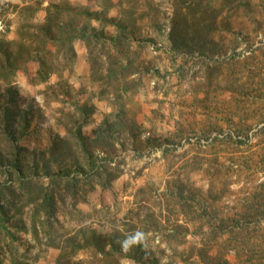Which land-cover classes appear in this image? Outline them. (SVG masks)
<instances>
[{"label":"rangeland","instance_id":"374dc122","mask_svg":"<svg viewBox=\"0 0 264 264\" xmlns=\"http://www.w3.org/2000/svg\"><path fill=\"white\" fill-rule=\"evenodd\" d=\"M118 1L101 2L109 7ZM16 5L22 4L0 0V38L16 37ZM91 12L97 15L87 23L107 37L116 35L113 19L117 24L130 14L135 20L127 32L137 62L131 76L138 83L136 105L118 112L120 124L104 117L111 112L105 103L97 104L100 115L87 120L98 131L92 140L101 138L95 159L118 163L121 177L112 191L96 187L76 209L61 208L57 242L80 227L110 233L106 223L116 222L126 230L123 221L139 214L130 233L138 236L144 260L123 257L122 264H264V0H125L107 12ZM178 12L209 24L208 32L189 28L196 42L181 43ZM95 17L108 26L102 29ZM32 22L42 23L38 14ZM27 68L34 74L35 64ZM29 76L17 74V106H10L27 113L12 128L19 132L24 166L36 156L48 159L58 137H66L67 145L57 148V157L67 159L76 106L96 104L91 98L100 83L95 94L88 85L79 92L74 68L47 83L32 84ZM134 115L140 127L129 126ZM9 146H0L5 156ZM29 211L8 223L18 241L0 237V264L46 260L44 231L36 243Z\"/></svg>","mask_w":264,"mask_h":264},{"label":"trees","instance_id":"16d2710c","mask_svg":"<svg viewBox=\"0 0 264 264\" xmlns=\"http://www.w3.org/2000/svg\"><path fill=\"white\" fill-rule=\"evenodd\" d=\"M95 1L107 12L110 8L122 6L125 0L111 3L109 7L104 6L103 0ZM15 9L21 20L15 39L0 38V85L5 89L0 93V146L5 142L11 150L5 156L0 147V174L4 177L0 184V237L18 241L9 230L8 223L27 207L30 209V232L36 243L41 242V229L45 245L59 250L56 264H122L123 257L142 263L144 248L138 236L130 233L136 229L137 220L140 221L139 214L130 218L129 222L123 221L125 228L128 227L126 230H122L116 222L106 223L110 233L80 227L60 243L57 242L54 227L61 224L57 217L61 208L76 209L80 200L96 187L112 191L113 183L121 177L118 163L114 164L105 157L95 159L94 152L99 149L101 138L92 140L82 133L88 118L97 108L89 102L76 106L77 114L74 116L77 119L73 122L76 130L72 134L75 141L69 143V158H63L62 154L57 157V148L64 145L63 140L66 139L58 137L48 148V159L36 156L31 166L25 167L21 156L23 148L17 136L19 132L12 128L19 120H26L27 113L10 107L17 106L19 93L15 88V78L18 73L30 75L32 84L46 83L52 76H60L65 70L72 69L77 58L75 43L81 41L88 50L92 78L100 83L99 98L106 97L110 107L117 112L131 110L136 105L134 99L138 83L131 76L137 62L131 58V35L127 29L133 26L135 20L129 14L114 24L112 18L110 22L116 27V35L107 37L87 23L96 13L74 7L64 0L50 2L45 8H42L41 2L36 5L23 3L16 5ZM40 10L45 11L44 19L41 24H33ZM188 15L178 12L175 16L176 30L184 28L179 33L183 44L196 42V37L187 33L189 28L208 32L210 27L209 24L189 21ZM95 19L102 29L108 26L107 21ZM28 63L35 64L34 74H30ZM107 80L111 82H105ZM6 97L7 101L2 102ZM127 121L132 128L140 127L136 115L127 118ZM81 157H84L83 161L79 159ZM80 253L84 256L80 257Z\"/></svg>","mask_w":264,"mask_h":264},{"label":"crops","instance_id":"0c3cea01","mask_svg":"<svg viewBox=\"0 0 264 264\" xmlns=\"http://www.w3.org/2000/svg\"><path fill=\"white\" fill-rule=\"evenodd\" d=\"M17 1L18 2L20 1L21 4L29 3L28 1H24V0H17ZM54 1H59V0H40L42 8H45L46 6H48V4L50 2H54ZM64 1L68 2L70 5H72L74 7L87 9L90 12L96 11L100 8L98 6L99 3L95 0H64ZM44 16H45V11L40 10L38 12V19L40 22L43 21ZM35 20H37V19H35ZM75 48L77 51V58L73 64L74 72L76 74L75 86H76L77 90L79 92H81L79 87L81 88L82 85H88L89 92L95 94L96 89H97L96 87L98 86L99 83L94 82V79L92 78L91 65L88 61V50H87L86 44L84 42L77 41L75 43ZM99 92H100V90H99ZM99 92L96 93L95 97L91 98L92 102H93V100L96 99V104L94 102L92 105H94L97 109L93 114L90 115L88 120H90V119L93 120V118H95L96 115H100V111L98 110L97 104L105 103V106L107 108L111 109L110 110L111 112L109 114H104V117L106 119L108 118L111 121H114V122H117L120 124L122 121L121 120L122 115H120V113H118L119 111L117 112V111L113 110L105 98L100 99L98 96ZM82 93H83V91H82ZM98 121H100V120H98ZM106 121L107 120H103L101 125L105 126ZM94 127L95 126L93 124L88 125V123H87L84 126L83 134L85 136H89L92 139L94 137V135H96L98 133V131ZM42 246L44 247L45 244H43ZM46 250L48 253L46 260L44 258L39 257V259H38L39 262H37L36 264H56V258L58 256L59 250L57 248L51 247V246H46Z\"/></svg>","mask_w":264,"mask_h":264},{"label":"built area","instance_id":"2783aa9c","mask_svg":"<svg viewBox=\"0 0 264 264\" xmlns=\"http://www.w3.org/2000/svg\"><path fill=\"white\" fill-rule=\"evenodd\" d=\"M2 24V22L0 21V25Z\"/></svg>","mask_w":264,"mask_h":264}]
</instances>
